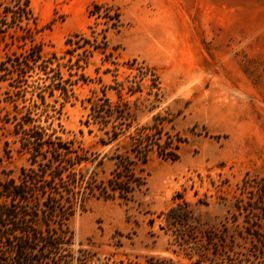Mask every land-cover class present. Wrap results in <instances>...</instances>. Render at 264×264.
Here are the masks:
<instances>
[{"label": "rangeland", "instance_id": "374dc122", "mask_svg": "<svg viewBox=\"0 0 264 264\" xmlns=\"http://www.w3.org/2000/svg\"><path fill=\"white\" fill-rule=\"evenodd\" d=\"M95 3L120 8L123 26L108 33L112 54L85 63L66 42L92 38ZM165 35L190 39L191 71L178 57L158 64ZM106 98L116 110L95 120ZM170 140L176 161L159 155ZM116 154L133 161L134 198L91 197L67 221L71 243L39 246L35 264H264V0H0V183L35 170L43 201L76 191V174L106 183Z\"/></svg>", "mask_w": 264, "mask_h": 264}, {"label": "trees", "instance_id": "16d2710c", "mask_svg": "<svg viewBox=\"0 0 264 264\" xmlns=\"http://www.w3.org/2000/svg\"><path fill=\"white\" fill-rule=\"evenodd\" d=\"M28 5L29 3H27ZM90 16L96 19L94 24L90 26L92 38H86L84 34L76 33L66 42L67 45L71 46L70 49L66 50V55L73 56L77 48H84L85 63H88L95 50L107 56L112 54L108 51L110 47L108 33L112 29L119 31L123 26L120 8L110 3H95L90 11ZM100 18L103 21H99ZM82 38H84V44L81 46L80 42L77 41ZM35 54L36 59L34 61L43 58L41 45H38ZM79 66V69H83L82 65ZM146 71L151 72L155 78V87L157 88L155 95L159 96L161 87H159V81L156 79V73L151 67H146ZM81 78H85V74L81 73L80 78L77 79L74 85H77ZM118 85H120L119 96L121 98L124 87L121 83ZM66 89L60 90L64 93ZM136 92H141V90L135 89L131 91L130 95ZM104 95L106 97V94ZM105 102L108 103V107L104 103H93L91 110L94 113L95 120L100 114L101 117L114 114L113 111L116 110L114 109L116 105H113L108 98ZM29 123L31 124V122ZM107 124L108 121L103 123V126L105 127ZM113 129L114 131H106L108 136L106 140L100 138L102 143L107 144L119 138L121 133L117 131V125ZM30 137L37 143L42 142L40 148H42L43 142L46 144L43 137L40 138L36 135ZM145 142L136 139V145L141 153L146 148ZM158 146L160 147V157L165 160H178L179 157L176 153L178 144L170 140ZM146 158L144 156L142 159L144 164L147 162ZM103 159L99 161L97 166L103 164ZM112 160H115V168L111 172V178L106 183L98 181L96 174L89 178H85V175L79 177L80 174H76V179L73 180L74 185L72 184L74 188H77L76 191H69L67 186H63L60 192L55 193L56 195H48L43 201L40 198L38 199L39 192L36 189L35 182L39 174L35 170L24 173L19 183L14 179L0 183V247L8 251L6 256L0 255V264H35L34 253L39 246L53 249L71 243L70 239L73 238V234L67 225V221L76 214L77 207L84 212L86 203L91 197L132 200L136 191L142 186L137 177L134 176V171L131 168L133 161L121 154L114 155ZM84 162L86 160L80 158L76 160L74 165L78 167ZM58 177L62 178L63 174L54 175V178ZM41 222L44 226L40 225ZM52 223L57 224L55 228L58 231H54L55 228L52 227Z\"/></svg>", "mask_w": 264, "mask_h": 264}, {"label": "crops", "instance_id": "0c3cea01", "mask_svg": "<svg viewBox=\"0 0 264 264\" xmlns=\"http://www.w3.org/2000/svg\"><path fill=\"white\" fill-rule=\"evenodd\" d=\"M180 33L177 29L176 34ZM152 54H154V58L157 60L158 64L161 65L164 62V59L169 57H178L179 59H183L184 61V67L186 63V67L188 70H192L193 66L195 65V49L192 45V42L189 38H186L185 36H169L165 35L164 38H159L157 40L153 41L152 46ZM140 52H142V49H140ZM144 55L148 58L150 55L148 53H145L147 51H143ZM176 59V58H174ZM194 64V65H193ZM182 67L181 63H178L177 67ZM197 66V65H196Z\"/></svg>", "mask_w": 264, "mask_h": 264}]
</instances>
